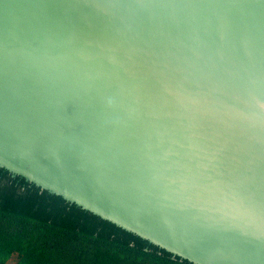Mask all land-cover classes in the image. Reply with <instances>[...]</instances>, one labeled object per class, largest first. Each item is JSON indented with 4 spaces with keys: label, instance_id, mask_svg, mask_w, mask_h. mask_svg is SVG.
Segmentation results:
<instances>
[{
    "label": "water",
    "instance_id": "95a60500",
    "mask_svg": "<svg viewBox=\"0 0 264 264\" xmlns=\"http://www.w3.org/2000/svg\"><path fill=\"white\" fill-rule=\"evenodd\" d=\"M0 166L195 264H264V0H0Z\"/></svg>",
    "mask_w": 264,
    "mask_h": 264
},
{
    "label": "trees",
    "instance_id": "16d2710c",
    "mask_svg": "<svg viewBox=\"0 0 264 264\" xmlns=\"http://www.w3.org/2000/svg\"><path fill=\"white\" fill-rule=\"evenodd\" d=\"M0 264H195L0 166Z\"/></svg>",
    "mask_w": 264,
    "mask_h": 264
}]
</instances>
